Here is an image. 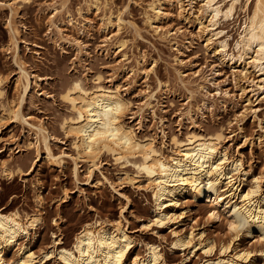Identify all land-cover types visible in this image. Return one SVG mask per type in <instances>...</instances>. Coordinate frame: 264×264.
<instances>
[{
    "label": "rangeland",
    "instance_id": "1",
    "mask_svg": "<svg viewBox=\"0 0 264 264\" xmlns=\"http://www.w3.org/2000/svg\"><path fill=\"white\" fill-rule=\"evenodd\" d=\"M148 2L98 0L96 9L91 0H29L11 10L9 0H0V73L7 79L2 99L5 106H14L18 101L20 70L30 83V92L20 106L24 120L0 123V161H7L13 170L19 168L24 172L11 180L0 178V208L35 211L36 192H40L42 223L30 244L35 251L51 245L53 239H61L63 245L59 246L71 245L82 225L96 219H121L130 235L140 242L133 252L143 254L144 242L154 243L159 245L166 264H203L215 259L219 255L206 257L196 245L197 239L200 235L201 239L213 241L228 237L223 222L212 225L205 220L203 203L189 212V206L195 205L191 198L174 211L175 222L170 227L143 229L144 220L153 215L148 193L128 185L123 174L130 173V169L107 155H101L90 173L86 163L79 161L77 178L73 177L69 156H74V151L70 138L61 130L62 119L70 114V109L60 98L62 87L70 78L92 86L94 76L100 75L102 86H118L130 102L129 113L133 114V119L128 115L126 121L137 134L154 137L160 144L164 142L165 151L170 149L168 140L172 134L222 128L226 136L223 146L228 153L240 157L245 170L262 176L264 183V87L253 86L251 81L258 80L257 73L248 69L243 73L234 70L232 74L210 51L216 40H226L229 48L232 47L243 13L240 11L233 20L220 24L216 32L222 33L211 37L198 24V20L204 23L201 0H181L180 15L174 3L164 4L169 16L157 23L163 29L156 34L154 25L150 27L145 22ZM60 3L64 7L58 9L53 21L61 32L46 35L49 18L54 13L52 7L58 8ZM110 14L112 18L118 15L123 21L117 33L114 25L104 29L103 23ZM164 29L170 31L169 38H162ZM12 30L16 53L6 50ZM110 35L126 41L123 50L118 52L105 41ZM206 44L209 49L205 48ZM151 67L153 73L145 77L142 70ZM194 71L201 72L192 74ZM214 76L222 81L221 89L228 92L227 96L216 94L211 85ZM204 78L211 81L205 82ZM158 81L165 83L166 88L149 100L151 112L143 104L145 96L156 91ZM201 85L208 90L214 88L213 92L204 96L205 91L198 88ZM252 86L253 94L241 96L240 88L247 91ZM250 96L251 103H246L244 100ZM203 101L208 107H201ZM187 111L190 116H186ZM139 113L144 117L141 123H138ZM241 113L246 140L237 136L235 118ZM38 126L48 135L51 153L66 163L62 169L52 168L44 159L43 145L36 143ZM160 130L166 134L164 139ZM201 200L207 201L204 197ZM172 231L191 237L192 246L182 252L172 250ZM251 245L249 239L240 238L231 246L249 249ZM233 252L229 250L228 256ZM254 262L264 264L259 255L254 257ZM46 264L59 263L51 259Z\"/></svg>",
    "mask_w": 264,
    "mask_h": 264
},
{
    "label": "bare ground",
    "instance_id": "2",
    "mask_svg": "<svg viewBox=\"0 0 264 264\" xmlns=\"http://www.w3.org/2000/svg\"><path fill=\"white\" fill-rule=\"evenodd\" d=\"M11 10L19 4L29 0H9ZM95 8H98V0H91ZM200 14L204 16V23L198 20V24L208 34L218 36L222 31H217L220 24L233 20L238 12H242V22L236 30V37L231 48L226 40L212 42L210 49L212 56L220 64L227 66L231 73L234 70L243 73L251 69L257 73L258 80L251 81L257 89L264 87V0H201ZM174 3L182 12L181 0H149L146 4L148 12H145V22L148 26L154 25V33L163 29L157 23L167 18L163 5ZM59 7H52V16L49 18L50 29L47 34H60L61 29L53 21ZM69 17V16H67ZM114 20V22L112 21ZM70 22V19H68ZM133 26L132 23H127ZM104 29L114 25L120 31L123 27L122 19L111 14L106 17ZM134 27V26H133ZM170 31L164 29L162 38H169ZM13 30L9 32L6 50L17 52V46L13 36ZM75 41V40H74ZM110 45L120 52L126 45V41L115 35L106 37ZM77 47L79 43L75 41ZM176 45V42H173ZM206 49L208 45H205ZM125 58V54L122 55ZM20 82L18 101L14 106H5L4 85L6 77L0 73V123L11 121L19 123L23 121L20 106L30 92V83L23 70H20ZM194 71L192 74H199ZM153 73V67L142 70L147 77ZM218 75L215 73V76ZM211 85L215 87L217 95H228L221 89L222 81L215 80ZM101 76L95 75L93 85L87 86L81 79L70 78L67 80L60 94L70 114L62 119L61 130L70 138L74 156L71 158L73 177L77 178L78 162H85L90 173L96 168V163L101 155L111 157L114 162L122 167H128L130 173L124 172L123 180L131 187L148 193L152 205V214L144 220L143 229L155 227L157 229L168 228L175 222V210L188 198L193 199L195 205L189 206V212L195 206L205 205V220L212 225L224 223L227 227L228 237L213 241L197 239V246L206 257H216L204 261L203 264H255L254 257L261 256L264 260V183L262 176L252 174L245 170L240 157L232 156L223 146L226 136L222 128L209 130H193L184 134H172L169 136L170 149L165 151L164 142L158 143L154 137L139 135L136 129L126 121L130 114V102L124 97L118 86L104 87L100 84ZM205 82L211 79L204 78ZM240 88L241 96L253 94L254 89ZM166 88L165 83L157 82V89L145 96L144 106L152 112L150 101L156 93L161 94ZM204 90V96L213 92L205 86H199ZM252 96V95H251ZM250 97L244 101L251 103ZM192 97L189 91L188 98ZM207 103L203 101L201 107ZM141 111V108L138 109ZM199 110V107H198ZM186 116H190L187 111ZM244 114L235 118L237 124V136H243L241 121ZM138 123L144 120L139 113ZM128 119V118H127ZM132 122V121H131ZM140 128V126H139ZM36 143H42L45 160L52 168L62 169L66 163L59 157H55L47 144L45 130L35 127ZM162 138L166 137L160 130ZM258 139V138H257ZM246 140V138H245ZM38 156V147H36ZM24 172L19 168L13 170L7 161H0V178L11 180L15 175ZM207 201L201 202L202 198ZM122 195V194H121ZM123 196V195H122ZM125 197V196H124ZM41 194L36 192L37 208L31 212L19 210L6 211L0 208V264H46L54 259L59 264H166L159 245L144 242V252H133L136 244L140 243L122 225L121 219H96L82 225L69 246H59L61 239H53L51 245L33 250L30 244L35 239L36 229L42 223ZM127 199V198H126ZM128 203V199H127ZM219 207L220 209H217ZM157 233V232H156ZM174 239L171 241V249L182 252L192 246L191 237L172 231ZM240 238L249 239L252 242L249 249L232 247V243ZM233 254L228 256V252ZM11 253V256H9ZM226 255L227 259L221 258Z\"/></svg>",
    "mask_w": 264,
    "mask_h": 264
}]
</instances>
